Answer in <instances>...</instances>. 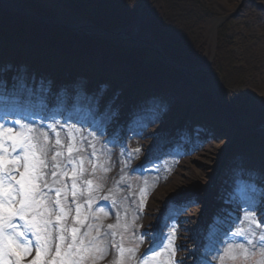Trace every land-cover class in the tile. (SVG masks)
<instances>
[{
  "label": "rangeland",
  "instance_id": "374dc122",
  "mask_svg": "<svg viewBox=\"0 0 264 264\" xmlns=\"http://www.w3.org/2000/svg\"><path fill=\"white\" fill-rule=\"evenodd\" d=\"M51 1L52 0H43V5H49ZM138 1L141 3L144 0ZM254 1H257L258 4L264 6V0ZM145 2L147 1H144V3ZM203 2L211 7L216 14H218L217 18L226 17L231 13H235L238 11L241 3L244 4V10L242 12L243 17L241 16L238 20H230L224 25L222 24L223 27L225 26L224 34L226 36L227 44L231 43L233 46H231L232 48L230 49V52H233L235 61L238 62V64L233 68L227 66V70L223 74L225 81L227 83H231L227 75L228 70L245 68L244 66H240L242 65L243 57L247 56L242 48V43L245 40H251L255 43V45H258L260 47L259 54L264 56V11L254 6L250 0H203ZM0 8L10 9L2 4V2H0ZM144 13L145 9L143 11V14ZM61 17V19L58 18L57 20L70 22L63 16ZM6 29L10 32L8 28H4L3 24H1L0 63L15 61L14 59L18 60V56L20 55V52L17 49V40H13L11 42L12 45L7 48L2 46L7 34ZM133 29L130 30V33H132ZM213 31L214 25L207 23L205 27V34L206 38L208 37L207 39L209 42L210 39L213 38ZM86 34L94 40V47L92 50H95L96 52L100 51V41L102 40V37L92 32ZM140 36H144V39L147 42H151V37L148 32H144V34ZM238 37L243 38V41H237L236 38ZM210 45L212 47V43H210ZM55 52H57V54L62 58L59 54V50H50V53ZM22 53L24 54L22 57L23 60L19 61L17 66L29 64L30 67H35L34 64L36 61L30 57L35 54L33 47L29 45V47L27 49L25 48ZM49 55L51 56V54H47V56ZM97 56L99 57V55ZM216 58L217 55L213 54L212 59L216 61ZM58 63L60 64L53 66L55 71L63 69L62 59L59 60ZM114 65L115 63L112 61L108 64V66H106L109 67L108 69L110 70V73L108 72L106 76V80L108 81L107 84H103L102 81L96 87V103L98 107L102 105L101 108L104 109V103L110 99L109 108L103 111L106 118L102 117L100 123H103L106 119V128L108 127L107 130L113 131L116 128H121L119 130L123 129L117 137L110 140L111 142L108 140L105 141V144H103L102 141L108 138L104 134V136L101 137L96 133L90 132L86 125H76L75 122L64 124L62 123V117L52 118L50 120V124H48V128L40 131L48 132L49 134V131L54 127L56 132L60 133L61 139L65 145L72 143L69 133L75 136V144L80 151H74L73 158L77 160V165H79L80 159H83V167L87 170L84 172V179L89 177V166L93 165L96 167V171L92 178L94 186V191L92 193L93 200H95L99 194H102V191L108 190L107 199L115 206V214L118 216L117 219H115L110 215L108 216L104 210L101 211V209H99L94 214L96 224L102 225V223H109L119 225V227L115 230H117L120 235L125 237L122 242L125 248L135 247L139 244L138 250L135 254L136 258L135 260L129 261V264H141V258L139 257L144 251L145 253L150 252V255H147V258L150 260V247L156 243L159 245L162 239V233L167 235L172 228L175 229V246L177 248L175 262L176 264H189L192 261L191 252L193 249V242H191L192 239H190L191 232L189 233L186 231L185 226H193V223L200 221H198V219L202 218L203 205L208 192L211 193L212 201L208 213L211 214L210 217H213L210 218V221L213 222L209 225V227L214 226L216 219L221 214L222 208L226 206L229 199L233 195V184L235 181H238V184L244 183L246 188L243 191V195L247 194L244 198L251 200L249 207H253L255 209V218L258 219L262 225H264V190L260 191L262 186H264V148H260L259 150L253 149L255 141H264V130H261V133H255V138H244L242 135L243 129H252V124L256 121V118L248 116L247 118L250 119V122L244 121L235 124L225 114L212 117L209 116L208 112L202 111L197 117L205 123H201L202 126H199V128L206 125V131H208V128L213 129L215 134L211 141H209L210 139L208 140L205 138L200 142L196 139L195 141L197 147H192L191 149H188L187 152L186 149L179 145L177 155H171V152L166 151V153H169V157L163 159L158 164L159 167L152 170L150 168V171L144 176L132 175L131 169L142 163L145 157L151 156L154 144L159 143L160 141H166L168 139L169 131H171L172 127H175V125H172L174 122L173 119H167L163 114L161 115L162 107H156L153 105L152 108H149L150 111L145 109L143 110L144 114H142L141 117L132 120L130 128L128 126V129H126L125 132L127 133V139L123 140L122 134L125 129L123 128L124 125L122 120H120L123 113L120 106L125 105L126 102H129V100L131 101V104L138 102L137 97H139L141 92H144V88H147L146 90L149 91L151 95H156L160 92L164 93L165 91V95L168 96L170 100L166 101L163 105L171 106L174 102L178 103L181 112L179 111L178 116L173 117L174 119H178L184 116L183 113H186V108L188 109L191 107V110H194V106L191 105L196 106L197 104V97L199 96L196 92L199 88L197 87V83L193 77L186 79L183 74L181 75L182 77H177V74L174 72V70L177 69L173 68L171 65L168 70H165L164 73L160 74L162 76L154 73L155 68L151 66L150 62L145 64L143 67H145L148 72L153 70V73H151L147 79L149 82L147 87L142 88L138 86V82L137 84L136 82H131L133 75L131 68L123 66L122 69H117V66ZM30 67L28 66V68L24 71L26 73H31L32 69ZM13 70L15 69L12 68V71ZM117 70L120 72L123 71L121 76H119L118 73L115 74V71ZM19 72V69L16 68L14 74ZM56 73L57 72L53 73V77L47 78L48 85L41 90V97H43V92L44 95L45 93L54 94L56 92L53 88L56 86L55 81L60 77L57 76ZM26 76H28V74H26ZM77 78L78 77H74L75 82L72 84L75 86L77 85L79 95H82L84 91L90 87L89 85H91V81L88 79ZM166 78L169 79L168 83L173 86L166 84ZM76 80H78L77 83ZM115 82H121V87L118 90H116L113 86L116 85L113 84ZM238 82H241L243 89L250 92L252 95L251 98L257 102L256 105L264 104V68L255 75H246L243 78L239 76ZM66 86L67 87L64 89L65 91L73 87L71 83ZM132 88L133 93L131 92ZM206 88L208 89L207 86ZM59 93L65 96V92L62 91ZM83 98H85V94ZM145 100L147 101L146 98H144L143 101ZM146 101L144 103H146ZM89 118H93V116L90 114ZM22 119L19 120L23 122ZM26 124L38 129L37 125H32L31 123ZM239 128L241 131H239ZM132 129L133 131L130 132ZM128 134L130 135L128 136ZM181 135L182 133L178 135V140H181ZM49 138L50 143L55 141L50 137V135ZM239 138V145L235 146V143L238 142ZM191 140L193 139L191 138ZM240 145H243V150L245 152H249L248 154H250V156L248 155V157H245L244 159L238 158L233 160V156L236 154L235 150ZM245 146L249 149H246ZM91 147H95L98 153V155L96 154L98 157V162L96 163L89 161L86 156L87 149H92ZM261 147H263V145ZM181 149H183V152ZM173 150H175V148L171 151ZM64 151L66 153V148ZM62 158L63 157L58 159L62 160ZM231 168L232 170L235 169L234 175H232ZM45 171H47V169ZM252 173H255V175ZM246 176H248V178H254L252 181L251 179L246 180ZM57 179H60V177H57ZM51 185L55 187L60 186L53 184V182ZM96 185H100L98 190L95 188ZM80 186L84 187L82 181ZM252 186H255V191L252 190ZM210 189H212V192H210ZM259 191L260 194L258 193ZM249 193H253L256 198L249 196ZM84 197H87L86 193L84 196H80L81 203L84 201ZM228 207L232 208L233 205ZM176 208L178 210L181 208L188 209L178 213L175 211ZM231 210L237 214V218H235L237 219L236 223H233V221L229 218H226L228 213H226L225 216L221 215L219 217L220 221L225 219V221L227 220L232 223V229L229 232V234H231H228V238L227 235L222 239V244L219 248H223L224 244L228 241L245 243L242 238L232 235V233L236 232L237 229L247 227L242 219L245 216V210L244 208L239 210V206H234ZM174 214H176L178 222L176 223L174 220V222H171V225V223H167V220L169 216ZM177 214L181 215L177 216ZM229 216L230 218H233L231 213ZM71 218L73 219V224L75 225V215L72 213L68 217V220ZM88 223L89 222L87 220L85 225H88ZM157 224H159L160 230L152 232L151 230L153 229V226ZM124 225L128 226L127 232L124 230ZM82 229L85 230V228ZM222 229H224V227H222ZM217 231L215 232V235L218 233ZM143 232H146V235L145 237L143 236V242L139 243L138 238L142 236ZM116 242L119 245L121 243V239L119 238ZM106 243L105 239L104 246L108 249ZM206 246L207 245H204L203 247L201 246L199 249L200 255H198L195 260L198 264H205L201 258V256H205L217 263L215 256L216 250H213V247L211 248ZM34 255L35 252H33V256ZM32 258L33 257L30 256L27 259L30 260ZM117 261V251L114 254H111L108 251L107 255L102 259L98 258L95 264H117Z\"/></svg>",
  "mask_w": 264,
  "mask_h": 264
},
{
  "label": "snow or ice",
  "instance_id": "6c2138e0",
  "mask_svg": "<svg viewBox=\"0 0 264 264\" xmlns=\"http://www.w3.org/2000/svg\"><path fill=\"white\" fill-rule=\"evenodd\" d=\"M55 132L54 145L50 144L48 132L40 131L19 119L11 122L7 117L0 122V264H95L107 255V247L101 238V225L91 223L84 228L89 214L82 211L78 197L87 195L85 203L91 208L94 191L93 180L84 179L83 159L79 165L73 158L80 151L75 136L69 133L72 143L64 144L60 133ZM66 163L58 158L65 156ZM52 153L50 185L45 171L49 168ZM71 165V167H69ZM93 173L96 169L93 167ZM71 179V196L75 203V225L67 223L73 209L68 204L69 186L64 178ZM60 177V179H57ZM84 187H81L80 184ZM100 185H96L98 190ZM255 191V186H252ZM104 199H107L105 197ZM242 218L247 227L232 233L245 243L228 241L216 250L217 264H264V225L255 218V209L243 206ZM103 211V209H101ZM109 229L119 225L109 224ZM125 232L128 226L124 225ZM95 232V235L93 234ZM108 233L104 234L106 238ZM115 236V232L112 233ZM113 241L118 254L117 264H129L135 260L139 244L125 248ZM139 243L144 240L138 238ZM151 259L141 258V264H176L175 229L167 235L162 233L159 245L153 246ZM33 252L35 255L33 256ZM33 258L28 260L27 258Z\"/></svg>",
  "mask_w": 264,
  "mask_h": 264
},
{
  "label": "trees",
  "instance_id": "16d2710c",
  "mask_svg": "<svg viewBox=\"0 0 264 264\" xmlns=\"http://www.w3.org/2000/svg\"><path fill=\"white\" fill-rule=\"evenodd\" d=\"M95 1L103 4L101 24L104 25L105 28H110L113 26L115 20L122 18L123 16L136 18L139 7H141L146 0L141 3L138 0H94L93 3ZM90 6L89 3L84 4V11L88 10ZM154 14L152 21L154 23L162 22L164 28L170 31V35L167 36V39L182 37L187 40L190 33H192L197 39V42L193 44L185 53V56H183L181 49L177 45L172 47V42L169 40H160L152 32L154 40L157 41L162 49L168 52L171 50L172 53H170L173 54V58L185 63L186 59L189 60L187 53L193 51L194 58L201 57L198 65H207L209 60L202 57V55L206 53L207 47L202 40L200 23L215 16L216 13L211 7L204 3L203 0H158L154 5ZM224 29L225 26L219 31L224 42V52L217 55L216 61L213 63V70L215 68L216 72L214 71L209 76L216 84H218V94L220 95L225 108L233 116L243 118L252 116L257 118L258 122H262L264 119V104L257 106V103L252 100L251 96H247L250 92L245 89L243 90L247 92L241 98L232 99V91L236 90L233 89L234 86L237 87V89L242 87L241 82H238L239 76L243 78L246 75H255L264 68V56L259 54L260 47L258 45H255L251 40H245L242 43V48L247 56L243 57L242 65H240L245 68L228 70L227 75L231 83H227L223 78L227 66L233 68L238 62L235 61V59L232 60L227 57L228 50L233 46L231 43L227 44ZM236 39L239 42L243 41V38L241 37ZM217 64L220 65V68ZM217 70L219 72L218 74ZM207 96L212 100L210 94Z\"/></svg>",
  "mask_w": 264,
  "mask_h": 264
},
{
  "label": "bare ground",
  "instance_id": "6f19581e",
  "mask_svg": "<svg viewBox=\"0 0 264 264\" xmlns=\"http://www.w3.org/2000/svg\"><path fill=\"white\" fill-rule=\"evenodd\" d=\"M0 2H2V4L7 6L8 8H10V9H4L3 8L4 10H7V11H12V8H20L19 4L14 0H0ZM28 6H30V5H28ZM45 7L48 10V12L56 14L57 17L60 19L62 18L50 6L45 5ZM142 8H143V11L145 9L144 14H143V11L138 10L136 18H130V17L122 15L123 16L122 18H119V19L114 21L113 26H112L110 31H108L104 27V25H102V24L96 25L92 22H91V25L93 26V28L91 29L88 26L85 28V31H82V29H80V28L74 29L76 23L73 21L65 22V23H62V21H60L59 24L62 26L65 25L68 28H73V31L78 32V34L81 33V37L84 39L87 38L86 33H89V32H92V33L102 37V40L100 41L101 42L100 51L96 52L95 50H92L94 45L91 49H89V51L92 53V55H99V53H100L99 57L97 56V58L96 57L92 58V60L96 61L97 63H92L89 60L90 67H92V69L96 70V72L98 74L101 72L104 73L105 71H110V70H108V68H104V67L102 68L100 63L103 61V59H105L109 62V59H108L109 54L108 53H110V54L113 53L112 48L120 50V48L114 47L112 45L114 43V41L120 45V47L124 50L123 53L128 58H131V59L137 61L141 65L147 64L150 61V59L153 58L154 52H155L154 49L149 44H144L141 42L139 43L137 40V31L140 28H145V29L150 30L151 34L153 32V34L160 40H169L170 42H172V44H171L172 47H175L177 45L181 49V53L183 56H185V53L191 48V46L193 44H195L197 42V39L194 37V35L192 33L189 34L187 40H186V38L183 39L182 37L181 38L175 37V38L167 39V36L170 35V31H168L164 28V25L162 22L161 23H159V22L154 23L152 21V17L155 15L154 14V5L148 3V4H145V6H143ZM23 10H24V7H21L20 8L21 13L23 12ZM243 10H244V6L242 8H240V13H242ZM15 16H17L16 13H15ZM35 16L39 19H42V17L39 16L38 13H36ZM4 17H5L4 15L0 16V18H4ZM217 17H218V14H215V16H213L209 19H206L202 23H200V25H201L200 30L202 31V40L204 41V43L206 44V47H207V52L204 55H202V57L206 58V59H209L212 54L218 55L219 53L222 54L224 52V49H223L224 48V42H223L222 36L220 35L219 31L216 28V25L217 24H223L224 25L226 22L229 21V19L226 17H220V18H217ZM207 23L208 24L211 23L214 25V31H213L214 34H213V38H211L212 40L210 39V42L207 39L208 37L206 38V34H205V27H206ZM131 29H133L132 33H130ZM13 31H14V33H16L18 31V28L13 29ZM106 31H108V32H106ZM109 32H111V33H109ZM152 38H153V36H152ZM44 39L46 40L45 37H44ZM141 39L144 42H147L144 39V36ZM210 43H212V47H211ZM152 45L155 47H159L157 44H152ZM169 51L171 52V50H169ZM162 52L165 56L169 57L170 60L173 59V61H169V64L171 66L175 67L177 62H178V64H184V68H181L179 70L178 69L174 70L175 74H177V77L178 76L182 77L181 75L183 74L184 77H186V79H187L190 77L192 78V76L195 74H198L200 76V79L198 81L199 85H201L202 87H205V80H210L211 85L208 88V90H210V92H215V93L219 92L218 84H216L215 81H213L211 79V77L207 75V73H210L212 71V69L207 70L205 72L200 71L198 67H204V65H198V62H199L201 57L194 58V52L193 51H189L187 53L189 60L186 59V63L181 62V61L173 58V54H171L172 52L170 53L164 49ZM155 55L158 56L157 53H155ZM227 55H228L227 57L229 59H232V60L235 59L233 56V52H230V49L228 50ZM148 58H150V59H148ZM158 63H160V62H158ZM42 64H44V62ZM153 64L155 66H157V68H161L160 65L156 64V62H154V61H153ZM160 64H162V63H160ZM13 65L17 68L19 67V66H17L18 65L17 61H15L13 63ZM106 66H108V64ZM214 71L216 72L215 68H214ZM218 73L219 72L217 70V74ZM68 79L69 78H66V80H68ZM101 79L105 80L106 76L101 77ZM168 81H169V79L166 78V82H167L166 84H168L169 86H173L170 83H168ZM59 83H61V82H59ZM120 83L119 82L113 83V84H117V86H116L117 90L121 87ZM233 89H236V90L232 91L233 92L232 99H239L247 92V91L243 90L242 87L237 89V87L234 86ZM203 91H204L203 89L197 90L196 94L199 96V97H197V99L200 100V94ZM247 96L250 97L252 95L248 94ZM198 191H200V190H198Z\"/></svg>",
  "mask_w": 264,
  "mask_h": 264
},
{
  "label": "water",
  "instance_id": "95a60500",
  "mask_svg": "<svg viewBox=\"0 0 264 264\" xmlns=\"http://www.w3.org/2000/svg\"><path fill=\"white\" fill-rule=\"evenodd\" d=\"M19 11H20V8H17ZM236 14H233V15H231L230 17H234ZM90 27L91 29L93 28V26L89 23V22H84V23H81V24H77V25H75V28L74 29H79V28H86V27ZM69 29H71V30H73V28H69ZM106 32H108V31H106ZM138 32H139V30L137 31V34H138ZM109 33H111V32H109ZM137 40H138V42L140 43H144V44H149V43H147V42H144L141 38H139V37H137ZM143 41V42H142ZM153 49H154V51H155V53H157V55L161 58V59H163V61L165 62V63H167L168 61H173V59L172 60H170V58L169 57H167V56H165L164 54H163V52L161 51V48L160 47H155V46H153V45H151V44H149ZM181 69V68H180Z\"/></svg>",
  "mask_w": 264,
  "mask_h": 264
}]
</instances>
